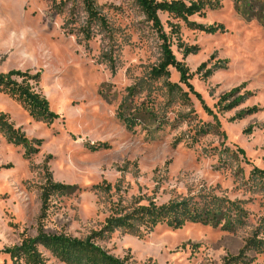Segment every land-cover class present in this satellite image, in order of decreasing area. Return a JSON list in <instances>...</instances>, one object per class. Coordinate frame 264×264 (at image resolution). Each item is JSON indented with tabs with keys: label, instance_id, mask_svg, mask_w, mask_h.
<instances>
[{
	"label": "rangeland",
	"instance_id": "1",
	"mask_svg": "<svg viewBox=\"0 0 264 264\" xmlns=\"http://www.w3.org/2000/svg\"><path fill=\"white\" fill-rule=\"evenodd\" d=\"M95 1L110 35L84 42L77 34L85 21L79 1L0 0V73L39 74L33 90L57 115L51 124L35 122L0 93V113L28 140H41L39 152L26 159L21 147L8 145L0 134V264H11L3 249L18 245L22 236H36L40 189L48 178L71 188L50 197L41 220L47 234L83 239L103 227L116 203L128 206L140 199L161 205L209 195L241 202L242 223L228 231L197 224L177 230L157 226L141 238L115 230L96 245L115 258H128V264H223L255 239L262 250L245 249V262L264 264V204L247 183L252 167L264 171V27L256 18L238 15L228 0L203 18L189 19L222 25V34L190 30L159 14L165 32L168 22L177 24L179 41L198 50L183 57L173 38L175 59L188 69L190 85L220 126L195 138L199 127L213 125L212 117L194 96L182 103L167 93L163 80H149L158 45L132 0ZM216 63L224 68L205 77ZM169 73V82L178 83L177 73ZM133 86V103L150 105L162 121L158 132L147 121L128 131L116 119V108ZM240 86L235 97L246 93V101L218 113V99ZM251 107L258 112L230 121ZM107 184V192L92 190ZM41 252L47 264H61Z\"/></svg>",
	"mask_w": 264,
	"mask_h": 264
},
{
	"label": "trees",
	"instance_id": "2",
	"mask_svg": "<svg viewBox=\"0 0 264 264\" xmlns=\"http://www.w3.org/2000/svg\"><path fill=\"white\" fill-rule=\"evenodd\" d=\"M70 1V0H66ZM72 3L75 0H71ZM85 16L84 24L79 27L77 34L84 42H88L97 34L110 35V28L105 17L100 12L95 0H77ZM224 0H132L149 30L154 34L159 58L156 65L151 67L148 78L151 81L163 80L167 93L176 96L182 103H187L189 95L201 104L204 112L212 117L213 125H202L194 137H203L212 130H219L220 126L216 115L212 113L202 102L200 95L196 93L189 81L191 75L185 65L175 59L171 47L173 38H176V46L181 50L183 57L195 55L197 48L186 46L179 41V26L167 23L168 33L165 32L159 19V14L167 15L171 21L181 22L188 29L195 30L206 35L222 34L225 32L222 25H202L189 21L191 17L203 18L208 11L220 9ZM232 3L234 11L246 20L256 18L264 27V0H228ZM65 5L61 2L59 6ZM73 6V5H72ZM249 18V19H248ZM223 64V63H222ZM220 63L214 64L206 71L205 77L214 71L223 69ZM204 67V64L201 65ZM174 70L178 75V83L169 82V70ZM39 74L30 75L28 72L10 71L0 73V93L18 104L35 122L51 124L57 119V115L49 110L47 101L39 93L33 90L31 82L37 83ZM136 86L127 89L126 97L116 108V119L123 124L126 130L132 131L141 122L154 124V132L161 130L163 123L156 117L150 105L141 103L135 105L133 97L137 93ZM184 88V89H183ZM241 86L222 95L214 108L218 113L230 112L246 101L248 94H240ZM257 107L246 108L238 112L230 121L241 120L258 112ZM0 134L3 135L6 143L24 150V157L29 159L39 152L41 140H28L20 128H15L10 123L7 115L0 113ZM224 137V135H223ZM192 142H195L192 140ZM99 148L106 149V146ZM238 154L243 151L237 149ZM49 158V157H48ZM48 176V175H47ZM247 183L250 190H257L262 195L264 204V171L252 167L248 174ZM116 188V186H114ZM69 186L52 183L49 178L46 184L41 187L40 217L36 229V236L33 238H20L18 245L12 248L3 249V253L10 258L11 264H47L42 256V251L47 252L52 258L61 264H128V258L118 259L107 253L96 244L108 239L115 230L125 234L141 238L145 233L150 232L157 226H165L172 230L182 228L186 224H197L201 226L219 227L224 231L232 230L242 223L244 211L239 201L230 202L224 198L209 195H198L196 198L184 197L179 201H169L156 205L150 200H133L128 206L114 204L110 209V216L105 219L103 227L98 231L91 232L83 239L73 238L66 234L45 233L41 220L45 217L48 209V202L53 194L65 195ZM111 185H96L92 190L107 192ZM41 249V250H40ZM245 249L261 251L260 243L251 239L246 241ZM244 249V250H245ZM244 250L236 257L227 258L223 264H247L243 256Z\"/></svg>",
	"mask_w": 264,
	"mask_h": 264
}]
</instances>
